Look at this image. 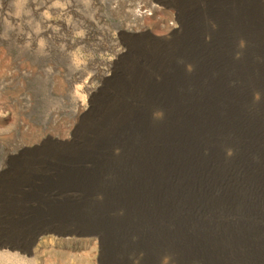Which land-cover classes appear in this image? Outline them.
<instances>
[{
    "label": "rangeland",
    "instance_id": "374dc122",
    "mask_svg": "<svg viewBox=\"0 0 264 264\" xmlns=\"http://www.w3.org/2000/svg\"><path fill=\"white\" fill-rule=\"evenodd\" d=\"M70 1L54 25L71 79L52 96L0 43V248L42 247L47 264H264V0H56ZM13 94L62 105L54 129ZM62 232L75 238L44 248Z\"/></svg>",
    "mask_w": 264,
    "mask_h": 264
},
{
    "label": "bare ground",
    "instance_id": "6f19581e",
    "mask_svg": "<svg viewBox=\"0 0 264 264\" xmlns=\"http://www.w3.org/2000/svg\"><path fill=\"white\" fill-rule=\"evenodd\" d=\"M9 1L10 2L8 3H0V43L15 42L20 46L18 57H21L22 55L32 57L33 66L39 68L41 72L38 76L51 82L48 93L52 96L54 93L52 90L54 89V84L58 78L60 79V77H63L67 81H70L71 79V53L68 51L71 47V40L68 38H61L62 29L57 28L56 24V26L54 25V15L64 14L67 16L68 13H71V1L67 5H61L58 4L56 0H33L31 10L28 12L23 10L17 2ZM155 8L156 6H152L150 10H155ZM128 11L130 12V15L134 16L136 19H140L149 10H133L129 8ZM31 16H38L39 22L35 23L26 21V19H29ZM62 22L64 23L62 24L60 22L62 24L60 25L63 29L70 28L71 22L67 20ZM174 29V26H168L167 31L171 33ZM59 40H63L62 42L65 44H61L62 46L58 47ZM75 67H77V65ZM22 74L23 77L26 76L28 78L33 75L31 71H29L28 74L25 72H22ZM8 78L9 77H7V80ZM10 81L11 79L9 82ZM3 82L4 81L1 83ZM10 99L12 103L21 108L22 112L32 120L36 130L42 129L46 132L50 130L51 132V130L54 129L55 124H57L60 114L64 111L60 104L51 103L43 110H37L34 108V105L22 103V100L18 95L13 94ZM27 101H29V99ZM85 101V98H76V113L79 117L84 114L86 110ZM13 123L15 124L17 122L13 121ZM19 126L20 129L24 131L34 128L31 124L22 122ZM65 178L66 177L63 174L61 179ZM60 235H64V238L52 235L46 237L43 241L44 248L52 247V244L59 240L69 242L75 238V236H72V232H62ZM89 240L96 242L97 238L91 237ZM2 246L3 245L0 244V247ZM41 249L43 248L40 247V249L38 248V250L35 249L34 251L31 249H25L23 250L24 253H22L0 248V264H39L38 261L40 259H42L44 264H47V261L40 257V253L43 252Z\"/></svg>",
    "mask_w": 264,
    "mask_h": 264
}]
</instances>
